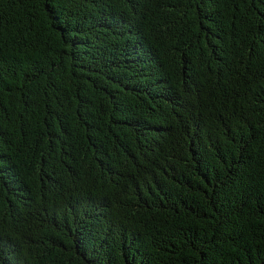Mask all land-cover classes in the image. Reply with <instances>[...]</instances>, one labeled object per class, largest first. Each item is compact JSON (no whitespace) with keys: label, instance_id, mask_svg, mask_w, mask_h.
I'll return each instance as SVG.
<instances>
[{"label":"trees","instance_id":"obj_1","mask_svg":"<svg viewBox=\"0 0 264 264\" xmlns=\"http://www.w3.org/2000/svg\"><path fill=\"white\" fill-rule=\"evenodd\" d=\"M0 264H264V0H0Z\"/></svg>","mask_w":264,"mask_h":264}]
</instances>
